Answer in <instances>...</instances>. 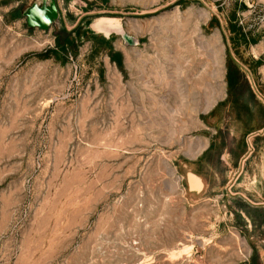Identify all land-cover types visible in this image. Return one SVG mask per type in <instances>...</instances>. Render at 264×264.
<instances>
[{
  "label": "rangeland",
  "instance_id": "rangeland-1",
  "mask_svg": "<svg viewBox=\"0 0 264 264\" xmlns=\"http://www.w3.org/2000/svg\"><path fill=\"white\" fill-rule=\"evenodd\" d=\"M53 1L0 0V264H264V0Z\"/></svg>",
  "mask_w": 264,
  "mask_h": 264
},
{
  "label": "water",
  "instance_id": "water-1",
  "mask_svg": "<svg viewBox=\"0 0 264 264\" xmlns=\"http://www.w3.org/2000/svg\"><path fill=\"white\" fill-rule=\"evenodd\" d=\"M34 4L30 8H28L24 13V16L26 17L28 26L29 27H38V28H41L43 30L49 29L52 21L56 18V8H55L54 1L50 0V2H47L42 6L38 3L42 8L41 10H39L37 7L35 8ZM47 4L52 5V7H50L49 11L44 10V8L47 7ZM48 12H49V14H48Z\"/></svg>",
  "mask_w": 264,
  "mask_h": 264
},
{
  "label": "bare ground",
  "instance_id": "bare-ground-1",
  "mask_svg": "<svg viewBox=\"0 0 264 264\" xmlns=\"http://www.w3.org/2000/svg\"><path fill=\"white\" fill-rule=\"evenodd\" d=\"M34 5H35V8L37 7L39 10L42 9L41 6L38 4V2H36ZM50 7H52V5H51V4H47V7H45L44 10L49 11ZM48 14H49V12H48ZM48 16H49V15H48ZM130 27H131V26H130ZM98 28H100L101 30L105 31L106 33H109V32H110V27L107 26V24H103L102 22L98 24ZM95 29H96V28H95ZM130 31H132V30H130ZM206 145H207V144H206L205 142H204V143H201V144H200L199 151H200L201 149H203V148H206ZM190 174H191L190 176H192V177L195 178V180H196V181H193V183H192V185H191V188H192V189H195V188L199 185V181H198V180H200V178L197 177L196 175H194L193 173H190Z\"/></svg>",
  "mask_w": 264,
  "mask_h": 264
},
{
  "label": "trees",
  "instance_id": "trees-1",
  "mask_svg": "<svg viewBox=\"0 0 264 264\" xmlns=\"http://www.w3.org/2000/svg\"><path fill=\"white\" fill-rule=\"evenodd\" d=\"M66 44H68V45H69V44H74V39H72V38H68ZM229 73H230V75H231L232 73H234V68L229 69ZM235 74H236L238 77L241 75V71H240L239 67L236 66V65H235ZM230 84L233 86V83H231V81L229 82V85H230Z\"/></svg>",
  "mask_w": 264,
  "mask_h": 264
},
{
  "label": "crops",
  "instance_id": "crops-1",
  "mask_svg": "<svg viewBox=\"0 0 264 264\" xmlns=\"http://www.w3.org/2000/svg\"><path fill=\"white\" fill-rule=\"evenodd\" d=\"M203 140L204 139H206V137L205 136H202L201 137ZM208 150V149H207ZM239 170V169H238ZM235 173H237V171L235 172ZM195 175V174H194ZM197 176V175H196ZM198 177V176H197ZM200 178V177H199ZM201 179V178H200ZM205 187H206V185H205V182L203 181V179H201V188L200 189H198V188H195L196 190H193L192 191V188L190 187V191L191 192H193L195 195L196 194H200L201 192H203V190L205 189Z\"/></svg>",
  "mask_w": 264,
  "mask_h": 264
}]
</instances>
